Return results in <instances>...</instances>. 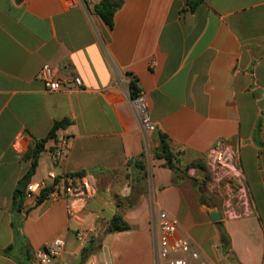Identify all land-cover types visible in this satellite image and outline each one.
Masks as SVG:
<instances>
[{
	"label": "crops",
	"instance_id": "1",
	"mask_svg": "<svg viewBox=\"0 0 264 264\" xmlns=\"http://www.w3.org/2000/svg\"><path fill=\"white\" fill-rule=\"evenodd\" d=\"M99 1L0 0V264H21L12 255L23 252L24 238L22 264H37L35 253L56 241L62 246L50 264H70L117 212L131 229L104 237L103 260L156 264L153 206L178 219V236L210 264H264V0H197L193 9L191 0H123L112 26L95 12ZM44 65L60 90L46 86ZM132 79L153 131L133 109ZM65 119L27 178L28 150ZM159 133L179 152L183 172L154 156ZM61 138L67 147L54 162ZM219 142L234 156L241 179L228 178L246 189L249 213L214 207L196 180L197 171L216 170L209 155ZM145 150L150 194L129 206L128 162ZM192 162L205 169L187 168ZM83 171L98 187L87 202L51 193L14 209L24 180L50 184V173ZM209 209L222 218L211 220Z\"/></svg>",
	"mask_w": 264,
	"mask_h": 264
},
{
	"label": "built area",
	"instance_id": "2",
	"mask_svg": "<svg viewBox=\"0 0 264 264\" xmlns=\"http://www.w3.org/2000/svg\"><path fill=\"white\" fill-rule=\"evenodd\" d=\"M67 1L73 2L74 0ZM40 76L45 80L46 86L50 90L55 91L61 89L62 83L53 78L51 68L48 65L42 67ZM74 82L78 86L83 85L80 77H75ZM130 101L144 130H155V124L149 114L144 93L138 92L135 97L131 96ZM66 147V138H61L53 151L54 162H57L63 157ZM209 157L212 160V163H214L215 168L219 167L223 169V171L219 172L227 171L228 174L231 173V175L237 180L241 179L240 172L234 161V156L223 143L219 142L213 148ZM49 178L52 180L50 183L52 184L58 177L56 174L50 173ZM48 185L49 184L45 181H29L25 189V199L27 201H37L41 190ZM55 186L56 190L52 194H63L66 197L75 200H82L83 202H87L98 193V187L91 183L88 174L74 173L65 175L60 178V181ZM239 191L242 194H246V189L243 185H240ZM240 207L242 211H244L248 207V200H244ZM229 213L232 215H239L235 207H230ZM150 225L153 234L156 264H210L207 260L203 259L201 252L194 246L189 238L178 236L179 221L168 211L163 209L156 210L155 206H153ZM61 246V242L59 241L46 244L35 253L36 260L39 264H50L52 258L59 254ZM85 264L110 263L106 260H99L97 257L92 256Z\"/></svg>",
	"mask_w": 264,
	"mask_h": 264
},
{
	"label": "trees",
	"instance_id": "3",
	"mask_svg": "<svg viewBox=\"0 0 264 264\" xmlns=\"http://www.w3.org/2000/svg\"><path fill=\"white\" fill-rule=\"evenodd\" d=\"M122 3L123 0H100L98 3L95 4L94 10L97 14L101 16V18L105 21V23L112 26L114 14L117 11V9L121 7ZM196 3L197 0L190 1V5L192 9L194 8ZM130 90L132 97H135L140 91V88L135 79H132L130 82ZM68 125H69V120L67 119L56 121L52 129L50 130L49 134L47 135V137L37 140L30 147V149L26 154V157L31 160V167L27 175V178H29L31 175L35 173L36 168L38 166L40 153L41 151H43L46 141L49 138H54L56 136L57 130H59L60 128H65ZM158 137H159L160 145L159 147H157V149L154 150L153 152L154 156L165 158L167 166L170 167L175 172L177 173L183 172L179 166L180 163L179 152L173 151L168 136L166 134L159 133ZM128 165H129L128 178H131L129 182V186H131L132 188V193L129 196V199H127V203L129 206H132L137 202L141 194H145L148 192L149 184L147 183V180L150 178V171L147 165V150H145L141 156L131 158L128 162ZM190 167H200L202 169H205L204 164L196 163V162L189 163L187 165V168ZM77 174H86V172L83 171ZM59 181H60V177L57 178L52 184H49L48 186L43 188L40 192L38 200L36 201V204H41L43 201H45L51 195V193H53L56 190L55 185ZM136 190L139 191L137 192ZM24 200H25V190L18 189L14 196V202H13L14 209L18 211L21 210L23 208ZM15 229L17 231L16 233L18 236L20 230L19 227L16 226V223H15ZM130 229H131V225L125 220L122 212H117L110 218L106 228V233L112 234L121 231H127ZM221 233H222V240L224 246L226 249H228L227 247L229 243V237L225 232L221 231ZM93 241L94 240L91 238L89 244L83 247L82 258H85L88 252L91 250ZM23 242H24L23 245L21 244V246L23 247V252L19 250L17 254L12 255L13 253L12 251L16 248V246L14 245H10L5 249V253L12 255L21 264L23 262L25 263V259L21 257L23 254H25L26 257H29L27 256L26 254L27 251L25 250L27 249L26 238H24Z\"/></svg>",
	"mask_w": 264,
	"mask_h": 264
},
{
	"label": "rangeland",
	"instance_id": "4",
	"mask_svg": "<svg viewBox=\"0 0 264 264\" xmlns=\"http://www.w3.org/2000/svg\"><path fill=\"white\" fill-rule=\"evenodd\" d=\"M219 171H223V169L217 167L216 170L212 171L211 173H209L206 170H202L201 172L197 171V173L201 174V177H199L198 179L196 177L194 178H196V180L198 181L202 189L207 188V190H209L208 196L213 198L211 200V203L214 205V207L222 209L223 212L229 211L228 209L230 207L231 208L235 207L239 215H242L243 212L244 214L249 213V210L247 211L248 207L244 211H242L240 207L241 203H243L244 200L247 201L249 199L247 191H246V194H242L239 191L240 186H239L238 181L229 180V178L232 177L231 173L228 174L227 171L219 173ZM147 183L149 184V179L147 180ZM150 190L151 189H150V184H149L148 192L145 193V195L150 194ZM104 224L105 222L102 223L101 227L97 230V232H92L89 234V238L90 239L92 238L94 241L92 242V248L88 252L87 256L85 258H82L83 257L82 256L83 248H82L80 250V254L77 259L69 260L70 264H85L88 261V259L92 256L97 257L99 260H103L104 237L108 235L106 233L107 227L104 226ZM88 244H89V241H88ZM53 262L54 264H60L57 259L53 260ZM37 264H39L38 261H37Z\"/></svg>",
	"mask_w": 264,
	"mask_h": 264
},
{
	"label": "water",
	"instance_id": "5",
	"mask_svg": "<svg viewBox=\"0 0 264 264\" xmlns=\"http://www.w3.org/2000/svg\"><path fill=\"white\" fill-rule=\"evenodd\" d=\"M29 182V180H24L22 182V185L19 187L21 190L26 189V185ZM210 212V219L213 221L220 220L222 218V213L219 209H209Z\"/></svg>",
	"mask_w": 264,
	"mask_h": 264
}]
</instances>
